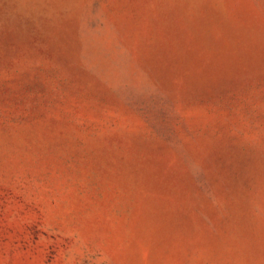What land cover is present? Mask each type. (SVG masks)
Returning a JSON list of instances; mask_svg holds the SVG:
<instances>
[{"label": "rangeland", "instance_id": "1", "mask_svg": "<svg viewBox=\"0 0 264 264\" xmlns=\"http://www.w3.org/2000/svg\"><path fill=\"white\" fill-rule=\"evenodd\" d=\"M0 264H264V0H0Z\"/></svg>", "mask_w": 264, "mask_h": 264}]
</instances>
